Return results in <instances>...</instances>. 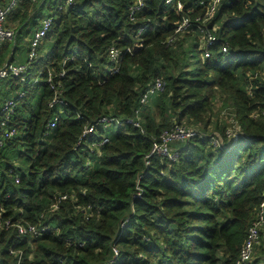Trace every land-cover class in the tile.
I'll list each match as a JSON object with an SVG mask.
<instances>
[{
	"label": "trees",
	"instance_id": "obj_1",
	"mask_svg": "<svg viewBox=\"0 0 264 264\" xmlns=\"http://www.w3.org/2000/svg\"><path fill=\"white\" fill-rule=\"evenodd\" d=\"M213 1H17L0 70L29 69L26 82L0 79V212L11 224L0 264H235L264 204V0H220L209 15ZM157 79L164 91L143 105ZM219 96L240 126L232 135L213 122ZM177 126L199 134L171 142L173 159L152 155ZM252 264H264V226Z\"/></svg>",
	"mask_w": 264,
	"mask_h": 264
},
{
	"label": "built area",
	"instance_id": "obj_2",
	"mask_svg": "<svg viewBox=\"0 0 264 264\" xmlns=\"http://www.w3.org/2000/svg\"><path fill=\"white\" fill-rule=\"evenodd\" d=\"M18 0H11V3L5 7L0 9V42L2 41H8V42H14L16 38V32L15 30L6 27L7 17L9 12L15 8L17 5ZM169 2V1H168ZM220 2V0H214L212 6L210 7L209 15L215 10L216 5ZM53 20L52 19H46L43 21L41 28H39L35 33L33 38L31 39L30 46H29V61H34L38 55H39V47L42 43V41L47 36L51 26H52ZM187 22H185L184 25H186ZM212 41V39H210ZM224 51L226 52L227 49L225 48ZM110 58L115 62V65L118 66L122 62L120 55L118 53V50L116 48H111L110 50ZM28 64V63H27ZM27 64H13L9 63L6 64L5 67L0 70V79H5L9 76H15L21 79L22 82H26L25 75L27 74V70L29 69ZM118 67L114 69V72H116ZM113 71V70H112ZM165 89V82L161 79H157L154 85L151 87L150 90H148L142 97L141 103L145 105L150 96L152 94H158L163 92ZM249 93L252 95V91L250 90ZM23 94L20 95L22 97ZM16 103L14 101H9L6 104L5 109L9 112L13 113L14 107ZM10 118V117H9ZM8 119V118H7ZM56 119L52 120L49 124V127L51 129L56 127ZM135 125L139 126L138 123ZM1 126H6V123H1ZM16 133L15 130H12L11 132H7L5 137L9 138L14 136ZM94 129L90 128L86 131V134H93ZM199 134L198 130L194 128L187 129L183 126H177L171 131H165L161 137V143L155 144L152 155H163L167 156L170 159H173V155L170 153L169 150V144L175 140H181L185 141L187 139H190L194 136H197ZM229 135H232L231 133H228ZM204 136V134H203ZM236 136V134L234 135ZM108 140H104L102 144L107 143ZM0 146H2V143L0 142ZM10 221L3 222V215L2 212H0V230L3 228H8L10 226ZM264 226V204H262L258 211H257V219L253 222V224L250 226L247 238L245 240L244 245L241 248L240 255L238 259L236 260L235 264H252L254 261V255L256 247L260 244V238H261V230ZM19 231L21 233H27V230L17 226ZM29 232L36 233V230L34 227L29 228ZM115 251V257H119L118 250Z\"/></svg>",
	"mask_w": 264,
	"mask_h": 264
},
{
	"label": "rangeland",
	"instance_id": "obj_3",
	"mask_svg": "<svg viewBox=\"0 0 264 264\" xmlns=\"http://www.w3.org/2000/svg\"><path fill=\"white\" fill-rule=\"evenodd\" d=\"M227 102L225 101V96H219L215 101L214 106V123H218L217 127L222 129L223 127L227 128V133H231L232 131L238 132L240 130V126L233 114V111L230 107L227 106ZM196 129V128H194ZM212 133H214V137L219 138L218 140L214 139L215 144H222V136L220 132L216 130V126L213 125L210 128Z\"/></svg>",
	"mask_w": 264,
	"mask_h": 264
}]
</instances>
